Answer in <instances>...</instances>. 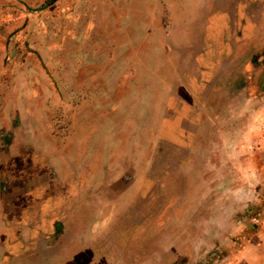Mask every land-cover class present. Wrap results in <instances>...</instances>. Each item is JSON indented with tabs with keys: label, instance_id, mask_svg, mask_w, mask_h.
<instances>
[{
	"label": "rangeland",
	"instance_id": "1",
	"mask_svg": "<svg viewBox=\"0 0 264 264\" xmlns=\"http://www.w3.org/2000/svg\"><path fill=\"white\" fill-rule=\"evenodd\" d=\"M24 1L0 0V117L44 118L43 133L60 129L56 135L62 145L72 125L64 117H74L78 122V117L105 113L116 85L118 89L114 93L119 94L121 105L130 102L129 106H121L118 113L141 115L129 140L134 147L144 146V154L137 156L141 166L146 165L153 157L148 149L152 146L154 149L157 143L160 117H155L156 110L164 102L158 93L159 87L172 75L143 71L145 66H159L163 55L178 49V43L167 40L164 35L173 34V25L180 20L177 16L180 11L174 10L173 4L179 0ZM202 1L196 5L201 7ZM263 1L230 0L226 4V20L215 16L213 21L208 17L210 23L200 31L199 41L201 48L204 45L200 53L207 51L206 57L196 58L190 64V71L194 69L190 78L186 76L187 87L175 89L166 103L169 117L164 118L160 130L162 163L156 174L150 173L137 188L146 201L151 199L150 204L158 202L157 196L162 192L158 185L163 182L162 173L167 169L163 153L169 155V167L175 166L172 164L175 160L185 162L197 131L195 150L185 162V170L179 169L180 174L174 171L172 177H183L185 191L178 189L179 193L185 196L190 192L202 199L191 202L190 210L199 217L197 220L206 221L213 211L218 215L226 207L230 217L225 223H230L231 232L185 233L191 221L184 224V229L177 228V233L153 232L152 241L167 240L173 250L183 248L189 253V257H180L177 264H238L240 253L245 251L250 253L249 259L254 258V245L264 231V122L261 124L257 117H221L222 120L215 122L200 121L198 127L200 117L194 114L202 107V99L194 97L198 92L195 88L201 90L205 78L217 71L230 50L229 42L239 40V29L252 28L254 17L262 8L258 4ZM233 4L240 11L236 8L232 12ZM203 11L206 22V10ZM217 31H221L220 41ZM203 35L206 37L202 42ZM204 59L208 72L200 71L205 65ZM98 77L103 87L97 84ZM148 87L155 91L149 99L145 92ZM70 100L74 103L70 104ZM80 100L88 104L80 107ZM147 106L152 107L151 117ZM146 127H150L149 135L143 132ZM127 140L121 139V146ZM34 141L35 146H43L36 143L38 139ZM32 149L17 145L7 160L0 156V173L8 178L17 177L18 186L14 189L20 196L11 202L8 210L2 211L0 246L4 253L0 254V264H14L27 255L32 258L25 259V263L36 264L34 259L48 252H60L52 264H91L95 256L96 264H101L100 249L105 245L100 235L98 240L84 235L80 240L70 238L75 234H68V215L84 205L76 193L77 184L74 181L73 184L67 181L69 186L56 184L49 170V153L42 149L32 154ZM23 180L28 181L26 186L20 185ZM0 182L4 184L7 180ZM100 182L94 191L101 196L110 194L112 188ZM152 182L156 185L149 191ZM176 192L177 188L172 185L164 193L171 200ZM16 205H23L24 209L12 211ZM133 216L134 211L130 210L115 219L113 234H110L113 245L117 241L128 244L140 240V228L137 232L134 223L131 225ZM199 225L197 231L203 222ZM23 227L27 234L21 240ZM190 250H193L191 254ZM172 252L169 248V259Z\"/></svg>",
	"mask_w": 264,
	"mask_h": 264
},
{
	"label": "crops",
	"instance_id": "2",
	"mask_svg": "<svg viewBox=\"0 0 264 264\" xmlns=\"http://www.w3.org/2000/svg\"><path fill=\"white\" fill-rule=\"evenodd\" d=\"M19 1L21 3L25 2L24 0ZM229 1L204 0L201 7L196 5V3L199 4V0H179L173 3L175 4L174 10L180 11L177 13L178 20H180L173 25V34H165L164 37L167 40L178 43V49L163 55L159 66H145L144 69H146L143 71L145 73L172 75L171 78L164 79V83L160 85L161 88L159 87L158 93L165 103L157 104L158 108L155 117H160L156 135L157 143L154 149L152 148L153 146L148 149L150 154L153 153V157L146 165L142 163L143 166H141L140 157L137 156L144 154V146L134 147L129 140L136 131L133 126H135L141 115L129 113H122L121 115L118 113L121 106H129L130 102L121 105L119 94L114 93V90L118 89L116 85L113 86L109 109L105 113L101 114L99 112L92 116L78 117L79 123L74 117H64L72 125L68 135L64 136L62 145L59 144L56 135L60 129L54 128V134L43 133L44 126L41 123L44 118L0 117V156L3 159L7 160L8 156L13 155L14 148L17 145L34 148V150L32 149V154L42 152V149H45L44 153H49V170L56 184L69 186L67 181L72 184L74 181L77 184L76 193L80 201L83 200L84 205H80L76 212H71L68 215L67 218L70 222L67 227L68 234H75V236L70 238L75 239L78 237L80 240L83 235L87 238L92 237L93 240H98L100 235L102 243L105 245L100 249L101 264H177L176 262L180 257H189V253L183 248L173 250V245L167 240L164 243L161 240L152 241L151 235L153 232L156 234L166 233V235L169 232L177 233V228L184 229V224L189 223V221L191 222L187 227L190 228H186L185 233L225 234L231 232L230 223L228 225L225 223L226 219L230 217L226 207L222 212L223 214L219 213L216 215L213 211L206 221L204 219L203 221L197 220L199 217H196L195 213L190 210L191 202L202 199L194 197L193 193L190 192L185 196L183 193H179L178 189L185 191L183 177H172L175 172L181 173L179 169L185 170L187 164L185 162L195 150V141L198 139L197 131L192 137L193 144L189 148L185 162L176 163V160L172 162L175 165L173 167L177 168L168 166V164H171L168 163L169 155L163 153L166 156L164 163H166L167 169L162 173L164 174L162 177L163 182L158 185L159 189L162 190L160 195L157 196L158 202L155 201L150 204L151 199L146 201L145 196L143 197L137 192V188L143 183L144 178L149 176L150 173L156 174L157 167L162 163L161 159H159V153H162L159 150L162 144L160 130L164 118L169 117L166 103L174 94L175 89L179 90L178 88L187 87L189 79L186 82V76L190 78L194 69L190 71V64L196 58L206 57L205 53L207 51L200 53L204 46L201 48L199 43L202 35L200 31L208 27L211 18L213 19L215 16L226 20V4ZM258 6L262 8L259 9L260 12L254 17L252 28L244 31L243 28L246 27L243 26L239 29V40H231L229 42L230 50L225 60L222 58L221 64L217 66V71L205 78L201 90L195 88L198 92L194 93V97L202 99L200 103L202 107H199L200 112L196 110L194 113L196 117L197 115L200 117L198 127L200 121L215 122L222 120L223 118L221 117H257V121L261 119V124L264 122V1ZM236 8L240 11L237 4H233L232 12L235 13ZM203 10H206V22L203 20ZM215 12L218 15H214ZM215 20L213 19V21ZM243 23L245 22L243 21ZM220 33L221 31H217V40L219 41L221 40ZM205 37L203 35L202 42L205 41ZM168 58L174 59V61L169 62ZM147 68L150 71H147ZM207 68L208 64L205 61V65L200 71L208 72ZM99 78L97 79V84H102L103 87V82ZM145 92L148 94L146 95L147 99L155 93L151 87H148ZM97 95H99V90H97ZM69 103L73 104L74 102L70 100ZM83 104H88V101L83 102L80 100L79 106L83 107ZM142 104L139 106L142 105V109H146L144 102ZM191 104L195 106L194 103ZM151 110L152 107L147 106L148 117H151ZM28 121L36 122L29 124L27 123ZM149 128H143L145 129L143 132L147 135H149ZM124 137L128 140L125 143L126 145L121 146L120 141L121 139L124 140ZM37 139L36 143H42L43 146H35L34 140ZM115 159H118V161H115ZM1 180H7V183L2 184L0 182V227L3 223L1 219L2 211L5 208L8 210L11 202L20 197L16 195V192L18 193L17 189H14L18 186L15 181L17 180L16 176L12 175L8 178L1 172ZM99 181L105 182L106 185L112 188L110 194L107 192L101 196L100 193L97 194L94 191L96 183ZM27 183L28 181L23 180L20 185L26 186ZM7 184L8 187L5 186ZM155 185L156 183L152 182L149 191H153ZM172 185L177 188V195L171 196L172 199L170 200L164 192H167ZM88 202L90 207H88ZM172 203L178 204L173 205ZM14 207L15 210H10L16 212L24 209L23 205ZM211 208L215 209V207ZM130 210L134 211L131 225L134 223L133 225L137 228V232L138 227L140 228V240L138 242L130 241L128 244H122L117 241L116 245H113L114 241L110 234H113L111 228L114 221ZM185 218L188 219L185 220ZM202 222L203 226L197 231L196 226L200 227L199 224ZM24 227L21 240H24L27 234ZM262 234H264V231L257 237L258 241L254 245L255 257H250L249 259L250 253L247 251L245 253L242 252L238 257V264H264V236ZM44 247L48 248L47 245ZM169 248L174 251L170 259ZM70 250L71 252L73 251L72 249ZM0 251L2 255L4 253L2 246H0ZM192 252L193 250H190V254ZM136 253H138L137 259H135ZM59 257L60 252H48L42 258L34 259V262L36 264H52ZM22 258L14 264H26V260H30L32 257L27 255L25 256L26 260L24 257ZM96 260L97 256L94 257V261L92 260L91 264L93 262L96 264L98 262Z\"/></svg>",
	"mask_w": 264,
	"mask_h": 264
}]
</instances>
